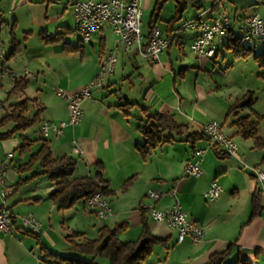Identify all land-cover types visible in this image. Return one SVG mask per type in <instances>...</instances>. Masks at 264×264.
<instances>
[{
    "label": "crops",
    "instance_id": "0c3cea01",
    "mask_svg": "<svg viewBox=\"0 0 264 264\" xmlns=\"http://www.w3.org/2000/svg\"><path fill=\"white\" fill-rule=\"evenodd\" d=\"M77 1L82 0H0V46L6 48L3 68L16 74L26 73L27 81L23 92L11 93L13 81L6 76L0 79V89L5 88L7 97L5 103L0 101V114L1 111L6 114L10 106L24 98L34 99L28 113L39 111L38 137L41 120L58 123L67 119L66 99L57 94V89L68 94L80 90L95 76L101 58L115 45V35L107 25L93 34L88 43L79 41L73 32V5ZM154 2L142 0L141 9L152 10ZM166 2L161 12L168 7L169 16L162 28L156 25L165 37L166 21L174 9L172 1V4ZM221 2L222 8H216L212 0L188 5L186 15L183 12L182 19L173 26L172 40L159 53L158 60H144L135 48L128 51L116 48L113 72L82 102L81 123L68 125L62 134L51 132L47 137L54 156L68 155L76 160L74 177L93 176L98 170L96 164L101 165V176L106 181L105 196L112 209L107 219L95 217L82 202L57 210L49 198L54 188L49 179L44 181L42 174L29 177L32 171L19 174L16 167L26 162L28 156L22 159L20 152V161L15 162L12 149L16 140L0 141V163L9 164L4 184L13 186L19 177L27 178L6 197L13 216V232H0V264H56L44 258L34 235L23 232L19 216L28 213L41 224L37 233L41 244L61 254L69 253L67 234L79 233L75 241L92 239L103 225L126 223L118 238L123 242L136 240L144 218L150 232L164 241L153 245L141 264H204L212 253L229 246L224 264L239 259L264 264V192L260 191L258 207L252 215V196L259 190V184L250 170L260 164L264 149L252 147L250 140L236 134L232 124L236 117L249 115V109L238 110L236 116L227 110L235 98L248 90L254 94L258 91L264 97V79L257 76L259 69L252 56L261 51L262 45L256 50V41H252L251 54L235 57L227 47V37H217L213 43L214 56L197 57L188 45L197 31L178 27L196 15L212 20L225 11L233 18V35L238 36L237 21L252 13L259 14L258 10L264 8V0ZM148 31L142 33L143 43L147 41ZM41 32L56 38L45 42ZM186 47L189 53H185ZM235 74L240 77L238 84ZM226 75L230 79H221ZM253 75L250 83L247 76ZM256 101L252 105L256 115L250 119L259 117L257 133L264 139V110L256 109ZM144 112L167 114L180 126L165 129L163 134L172 139L156 147L146 159L136 149V144L143 141L137 126L152 121ZM209 120L223 125L239 149L237 157L209 144L203 133V125ZM75 145L79 153L74 151ZM196 149L203 151L201 157L193 154ZM9 153L12 157L7 159ZM189 160L198 162L199 175L183 174ZM33 170H38V165ZM129 179L130 183L124 187ZM213 180L220 185L221 193L217 200L209 202L203 193ZM148 189L162 192L174 189L175 193L152 200L146 196ZM174 202L206 228L200 242L193 243L189 238L177 242L175 231L164 223L154 222L145 207L154 203L153 206L163 209Z\"/></svg>",
    "mask_w": 264,
    "mask_h": 264
},
{
    "label": "trees",
    "instance_id": "16d2710c",
    "mask_svg": "<svg viewBox=\"0 0 264 264\" xmlns=\"http://www.w3.org/2000/svg\"><path fill=\"white\" fill-rule=\"evenodd\" d=\"M167 0H155L153 8L150 13V19L148 23V33L146 39H148L151 29L157 25L160 20V12ZM174 5L173 15L166 21V37L169 41L172 40L171 35L173 32V26L181 18L183 12L188 5H196L199 0H171ZM215 6V5H214ZM41 37L45 42L54 41L56 37H48L42 32ZM227 47L231 50L235 57H245L251 54V45H244L240 36H234L232 31H229L226 35ZM262 45V49L259 53L253 56L254 61L257 64L258 72L257 76L264 79V40H259ZM145 45V43H143ZM27 85L25 77H19L12 82V87L9 92H23ZM254 92L251 90L246 91L238 98H235L233 103L229 106L228 113L237 115V111L242 108H248L249 115L238 116L234 119L232 124L236 128V134L243 139H248L252 142V147L264 149V139H262L257 133V124L259 117L256 116V120H251L250 116L256 113L254 112L252 105L255 102ZM34 99L24 98L15 105L10 106V109L6 114L0 117V141L9 139L15 134H19L21 137V143L17 147L20 151L27 149L34 142H39L37 149L30 152L26 162L16 167L19 174L32 171L29 177H34L40 174L47 175L49 181L53 184V190L49 193V198L55 204L57 210H63L71 207L77 202L85 203L87 197L93 192L100 190L102 194H106V181L101 176V165L98 163L97 172L93 175H86L81 177H74V171L76 167V160L68 155L54 156L51 152V148L47 138L40 137L30 140L20 132L26 131L31 128L36 122H38L39 111L30 115L28 113L30 105H32ZM145 111V110H143ZM152 119L149 124L139 125L138 130L143 136V141L136 144L137 151L141 154L143 159H146L148 154L162 145L163 143L170 141L172 138L169 135H164L163 132L169 127H180L172 120V118L164 113L151 112L147 114ZM8 124L10 126H8ZM4 128H6L4 130ZM38 165V170L33 168ZM260 165H264V156H262ZM27 178L19 177L12 187V191L15 190L20 184L24 183ZM129 179L125 184L126 187L130 183ZM260 189L252 196V215L256 213L258 207L257 198L260 194ZM144 212V211H142ZM144 219V218H143ZM142 219V228L139 237L133 241H121L118 238V232L124 230L126 223H119L114 226L103 225L97 230L95 238H84L82 241H75V237L80 234L77 232H71L65 236L69 243L67 254H61L47 250L40 242L39 236L35 232H30L22 227L25 234L34 235L40 245V251L44 258L48 259L50 263L56 264H95L96 257L104 258L109 264H141L151 253L153 245L160 244L164 239L154 236L145 220ZM230 246L225 250L212 253L204 264H224L227 255L229 254ZM231 264H251L246 259H239Z\"/></svg>",
    "mask_w": 264,
    "mask_h": 264
},
{
    "label": "built area",
    "instance_id": "2783aa9c",
    "mask_svg": "<svg viewBox=\"0 0 264 264\" xmlns=\"http://www.w3.org/2000/svg\"><path fill=\"white\" fill-rule=\"evenodd\" d=\"M141 1L127 0L128 13V40L129 50L135 48L141 58L144 60H158L159 53L166 49L170 41L167 37L162 36L159 28L154 26L148 36L145 45H143V34L141 32ZM216 8H222L221 0H212ZM99 25H107L115 35V45L112 48L110 63L105 66H98L95 76L75 93H65L57 89V94L66 99L68 110L67 119L58 123L49 120H41L39 133L42 137L47 138L51 132L62 134L63 128L70 125H79L82 121L83 110L82 102L89 98L91 90L94 87L102 86L107 75L111 74L116 63V48H120L119 43V1L118 0H82L73 5V32L77 37H86L87 43L93 34L99 32ZM179 29H194L197 31L195 38L190 42V51L204 58H211L215 54L214 41L217 37H225L229 31L233 30V18L225 11L220 12L212 20H204L200 15L184 20ZM235 32L243 40L252 42L255 40H264V17L257 13H252L240 18L236 23ZM3 50L0 46V79L4 76L14 81L24 74H16L3 68ZM203 133L212 146L222 148L228 155L237 157L236 143L232 140L223 125L216 120H209L203 125ZM75 143V141H74ZM74 151L79 153V147L75 145ZM201 149L193 150L195 156L201 157ZM9 153L7 158H11ZM9 168V164L0 163V232L12 233L11 225L12 213L6 205V197L11 194L12 187L4 184V176ZM250 170L259 184V189L264 192V168L259 165L250 167ZM201 173L198 162L186 161L183 168L185 176H197ZM173 195L175 190L162 192L159 190L148 189L146 196L152 200H158L164 194ZM221 187L214 180L211 181L207 190H204V197L207 201L213 202L220 196ZM94 215L100 220H105L112 214L110 202L100 201L95 192L87 197L84 203ZM149 203L145 207L149 212L150 218L154 222L164 223L176 233V241L182 242L189 238L193 243L200 242L206 235V228L193 221L188 213L181 208L178 203L174 202L170 206L158 209ZM22 227L30 232L38 233L41 231L39 220L31 213L19 216Z\"/></svg>",
    "mask_w": 264,
    "mask_h": 264
},
{
    "label": "rangeland",
    "instance_id": "374dc122",
    "mask_svg": "<svg viewBox=\"0 0 264 264\" xmlns=\"http://www.w3.org/2000/svg\"><path fill=\"white\" fill-rule=\"evenodd\" d=\"M166 4H172L171 3V0H167V2H166ZM167 8L168 7H164V9L162 10V12H161V18H160V20H159V22H158V27L159 28H162L163 27V25H164V21L168 18V16H169V14H167ZM151 9H141V11H142V16H141V32L142 33H146L147 31H148V23H149V19H150V11ZM258 12H259V14H261V15H264V8H262V9H259L258 10ZM186 15V12H184V14H183V16H185ZM183 22V21H182ZM181 22V23H182ZM180 26V24L178 25V27ZM178 31H181V30H178ZM256 42V46H258L257 48H256V50H259V48H261V43H258V41L257 40H255ZM242 42H243V44L244 45H250L251 44V42H247V41H245V40H242ZM2 48V50L3 51H5L6 50V48H5V50H4V48L3 47H1ZM222 50V49H221ZM184 51H185V53H189V48L187 49V47L186 48H184ZM228 56H230V55H228ZM238 74H235V81L237 82V84H238V81L240 80V77L239 76H237ZM248 78H250V80H249V82L251 83L253 80H254V75L253 76H247ZM221 79H226V80H228V79H230V75H226L225 77H221ZM262 93H260V92H256L255 94H254V96H255V98L257 99V103H256V109H261V111L262 110H264V99H262V98H264V97H262V95H261ZM6 100H7V97H6V90H5V88H2V89H0V101H3L4 103L6 102ZM3 114H5V112H2L1 111V114H0V117L3 115ZM37 124H38V122H36L31 128H29L28 130H26V131H24V132H22L23 134H25V136H28L29 138H31V137H33V138H38V133H37ZM8 126H10L9 124H8ZM6 128H4V130H5ZM21 137L20 136H18V134H15L13 137H11V138H9V139H6L7 141H13V140H16V142H15V144H14V147H13V149H12V151L15 153V159H14V161L15 162H17V161H20V157H19V155H20V152H22V159H27V156H28V154L30 153V152H33V151H35L36 149H37V147H38V144H31V146H30V148H29V150H27V149H24V150H22V151H20V149H18L17 147L19 146V144L21 143ZM37 143V142H36ZM17 145V146H16ZM7 159H9V158H7ZM43 175V180L45 181H47L48 180V178H47V175H44V174H42ZM80 204V203H79ZM103 262V264H109L108 263V261L106 260V259H104V258H101V257H96L95 258V261H94V263L95 264H98V263H102Z\"/></svg>",
    "mask_w": 264,
    "mask_h": 264
},
{
    "label": "bare ground",
    "instance_id": "6f19581e",
    "mask_svg": "<svg viewBox=\"0 0 264 264\" xmlns=\"http://www.w3.org/2000/svg\"><path fill=\"white\" fill-rule=\"evenodd\" d=\"M119 1V43L120 48L124 51L129 50V40H128V13H127V0H118ZM104 25H99V31L103 28ZM81 43H87L86 37H77ZM110 56H112V49H110L103 58H101L98 66H105L107 63H110ZM96 197L100 198V201L109 202L104 194L100 190L95 191ZM87 202V199L85 203Z\"/></svg>",
    "mask_w": 264,
    "mask_h": 264
}]
</instances>
